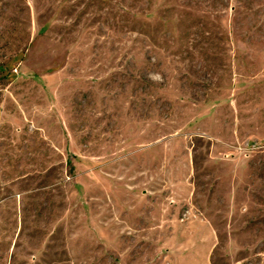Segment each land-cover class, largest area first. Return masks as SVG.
Listing matches in <instances>:
<instances>
[{"label":"rangeland","instance_id":"1","mask_svg":"<svg viewBox=\"0 0 264 264\" xmlns=\"http://www.w3.org/2000/svg\"><path fill=\"white\" fill-rule=\"evenodd\" d=\"M0 264H264V0H0Z\"/></svg>","mask_w":264,"mask_h":264}]
</instances>
